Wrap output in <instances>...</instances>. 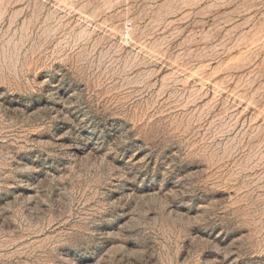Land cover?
<instances>
[{
	"label": "rangeland",
	"instance_id": "obj_1",
	"mask_svg": "<svg viewBox=\"0 0 264 264\" xmlns=\"http://www.w3.org/2000/svg\"><path fill=\"white\" fill-rule=\"evenodd\" d=\"M0 264H264V0H0Z\"/></svg>",
	"mask_w": 264,
	"mask_h": 264
}]
</instances>
